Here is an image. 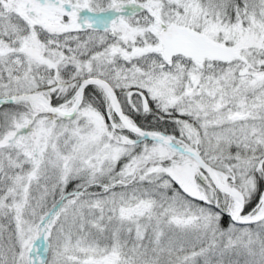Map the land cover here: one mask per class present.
<instances>
[{
    "label": "snow or ice",
    "instance_id": "1",
    "mask_svg": "<svg viewBox=\"0 0 264 264\" xmlns=\"http://www.w3.org/2000/svg\"><path fill=\"white\" fill-rule=\"evenodd\" d=\"M0 264H264V0H0Z\"/></svg>",
    "mask_w": 264,
    "mask_h": 264
}]
</instances>
